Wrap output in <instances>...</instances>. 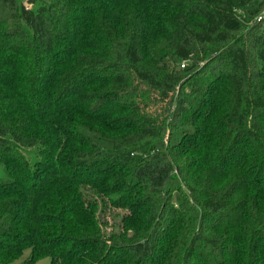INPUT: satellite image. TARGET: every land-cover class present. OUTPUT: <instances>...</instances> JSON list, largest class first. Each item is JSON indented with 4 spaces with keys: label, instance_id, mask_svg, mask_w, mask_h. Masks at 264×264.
Returning a JSON list of instances; mask_svg holds the SVG:
<instances>
[{
    "label": "trees",
    "instance_id": "1",
    "mask_svg": "<svg viewBox=\"0 0 264 264\" xmlns=\"http://www.w3.org/2000/svg\"><path fill=\"white\" fill-rule=\"evenodd\" d=\"M28 3L0 0V264H264V0Z\"/></svg>",
    "mask_w": 264,
    "mask_h": 264
},
{
    "label": "rangeland",
    "instance_id": "2",
    "mask_svg": "<svg viewBox=\"0 0 264 264\" xmlns=\"http://www.w3.org/2000/svg\"><path fill=\"white\" fill-rule=\"evenodd\" d=\"M20 1L23 2V3L28 2V0H20ZM255 8H256V6L253 5V6L250 7V10H254ZM35 153H36V149L28 150L26 152V155H27V157H31V156H34ZM6 179H7V177H6L3 169L0 168V181L1 180L4 181ZM29 255H30V251L25 252L23 258L20 261H18L17 263H15V264H23V262L26 261L29 258ZM39 264H49V260H44V261L40 262Z\"/></svg>",
    "mask_w": 264,
    "mask_h": 264
},
{
    "label": "built area",
    "instance_id": "3",
    "mask_svg": "<svg viewBox=\"0 0 264 264\" xmlns=\"http://www.w3.org/2000/svg\"><path fill=\"white\" fill-rule=\"evenodd\" d=\"M25 8L27 10L31 9V5L28 2H25ZM184 67V66H183Z\"/></svg>",
    "mask_w": 264,
    "mask_h": 264
}]
</instances>
